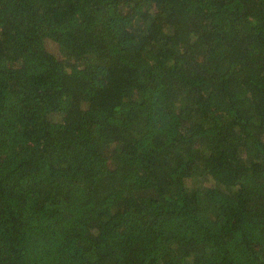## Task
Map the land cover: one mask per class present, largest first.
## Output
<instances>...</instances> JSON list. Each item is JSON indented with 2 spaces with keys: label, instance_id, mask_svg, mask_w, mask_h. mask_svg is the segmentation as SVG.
<instances>
[{
  "label": "trees",
  "instance_id": "obj_1",
  "mask_svg": "<svg viewBox=\"0 0 264 264\" xmlns=\"http://www.w3.org/2000/svg\"><path fill=\"white\" fill-rule=\"evenodd\" d=\"M0 264H264V0H0Z\"/></svg>",
  "mask_w": 264,
  "mask_h": 264
}]
</instances>
